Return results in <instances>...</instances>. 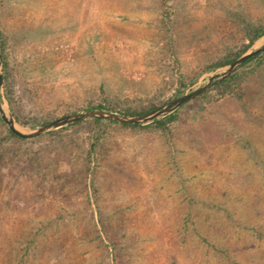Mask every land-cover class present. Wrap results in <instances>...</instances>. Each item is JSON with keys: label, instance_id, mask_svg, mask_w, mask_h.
I'll return each instance as SVG.
<instances>
[{"label": "rangeland", "instance_id": "obj_1", "mask_svg": "<svg viewBox=\"0 0 264 264\" xmlns=\"http://www.w3.org/2000/svg\"><path fill=\"white\" fill-rule=\"evenodd\" d=\"M240 20L264 26V0H0L1 96L22 131L159 108L224 70ZM253 66L164 131L84 121L19 141L0 119V264H264Z\"/></svg>", "mask_w": 264, "mask_h": 264}, {"label": "water", "instance_id": "obj_2", "mask_svg": "<svg viewBox=\"0 0 264 264\" xmlns=\"http://www.w3.org/2000/svg\"><path fill=\"white\" fill-rule=\"evenodd\" d=\"M263 52H264V39L257 46L252 45L251 47H249V49L246 52L240 55L231 64L227 65L220 74L213 77H209L201 87L195 89L189 94H185L146 114L140 116H125V115L110 113L105 111H87L84 113H76V114L62 116L43 126H40L30 131H22L16 126L7 105L3 97L1 96L2 80L0 74V119L6 125L7 129L12 135L22 140L36 139L44 134L65 127L69 124L82 120H88V119H96V120L101 119L108 122H114L120 125L121 124L132 125V126L145 125L172 113L173 111L178 109L182 104H185L195 99L200 94L206 92L207 90L211 89L215 85L219 84L220 82L228 78L247 59ZM0 67H1V57H0Z\"/></svg>", "mask_w": 264, "mask_h": 264}, {"label": "trees", "instance_id": "obj_3", "mask_svg": "<svg viewBox=\"0 0 264 264\" xmlns=\"http://www.w3.org/2000/svg\"><path fill=\"white\" fill-rule=\"evenodd\" d=\"M240 23L242 24V30H243V34L244 37L246 38V44L243 45V47L241 49H239L238 51L234 52V53H228L226 54L223 58H221L220 60H218L215 64H213L211 67H209V69L213 70V69H217V68H222L225 67L229 64H231L233 61H235L243 52L246 51V49H248L249 47H251L257 40H259L260 38H262L264 36V26H260V25H251L249 23H245L244 21L240 20ZM0 48H1V44H0ZM1 53V52H0ZM1 57L3 59V56L1 54ZM264 63V52L263 53H259L249 59H247L236 71H234L228 78H226L225 80H223L222 82H220L219 84L215 85L214 87H212L211 89L207 90L206 92L210 91V90H216L219 93L223 94L225 93V91H228L231 89L232 86H234L235 81L237 79L242 80L243 79V73H245L244 71L246 70L247 67H254L253 65H259L261 66ZM6 64L4 61H2V67L3 69L5 68ZM1 80L2 82L4 81V78L1 76ZM200 94L199 96H197L195 99H201L205 93ZM183 92L181 91H176V94L173 96V98L170 99V101L182 96ZM185 104H182L178 109H176L175 111H173L172 113L159 118L157 120H154L148 124L145 125H141V126H132V125H126V124H119L122 127H126V128H141V127H148V126H153L161 131H164L167 127V125L171 124L172 122H174L177 119V113L179 111V109ZM156 106H149V107H141V108H129L126 109L122 112H117L115 110H113L110 107H106V106H95V107H91L89 108L87 111H105V112H110V113H116V114H121V115H125V116H140L143 114H146L150 111H152L153 109H155ZM84 121H92L95 125H98L100 123H109V124H117L114 122H108V121H104L101 119H88V120H82V121H78L72 124H69L65 127L59 128V129H65V128H69L72 126H76L79 125L81 123H83ZM46 124V123H44ZM43 124V125H44ZM52 133V132H51ZM51 133H47L44 135H48ZM8 137L13 138L15 140H19V141H24L20 138H17L16 136L12 135L9 131L7 132ZM43 136V135H42ZM41 137V136H40Z\"/></svg>", "mask_w": 264, "mask_h": 264}]
</instances>
